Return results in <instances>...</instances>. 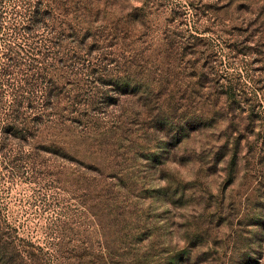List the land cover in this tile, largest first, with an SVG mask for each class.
I'll return each instance as SVG.
<instances>
[{
    "label": "rangeland",
    "instance_id": "obj_1",
    "mask_svg": "<svg viewBox=\"0 0 264 264\" xmlns=\"http://www.w3.org/2000/svg\"><path fill=\"white\" fill-rule=\"evenodd\" d=\"M34 1L0 18V264H264V0H68L43 121Z\"/></svg>",
    "mask_w": 264,
    "mask_h": 264
},
{
    "label": "trees",
    "instance_id": "obj_2",
    "mask_svg": "<svg viewBox=\"0 0 264 264\" xmlns=\"http://www.w3.org/2000/svg\"><path fill=\"white\" fill-rule=\"evenodd\" d=\"M4 1L0 0V18H2V14L4 13ZM59 1L60 3L57 5L51 0H35L32 11L30 10L29 13V23L31 24L29 26H35L38 30V57L40 58L37 78L38 89L35 90L36 94L33 95L34 100H36L33 101L36 102V107H29L31 110H34L32 114L36 121L41 119L43 121L47 116L45 111L48 108H56L60 100H62L60 99L61 93H58V87H56V83L53 81V73L50 71L53 68L51 62L56 61V56H62L58 57L59 60L63 58L64 53L61 51L65 49V42L68 40V0ZM27 26L22 28V30L30 31ZM98 62L97 58H95L93 61H89L87 67H83L84 65L82 67L93 77L94 82L104 84L100 77H94L96 74L105 75L102 72L106 70ZM114 62L115 60H111L107 64L109 65V63L112 64ZM63 66L66 67L65 64ZM26 109H28V104L26 105ZM27 129L26 126L25 130L27 131ZM57 252L59 254L54 259L60 264V249ZM72 257L80 259L81 255H74L73 252H69L67 255L68 260ZM37 259L36 255H33V253L30 255V252H27L24 256L19 255V260L13 264H28V262L36 261ZM8 263H12V259H9Z\"/></svg>",
    "mask_w": 264,
    "mask_h": 264
}]
</instances>
